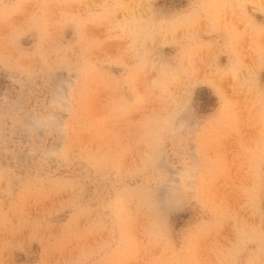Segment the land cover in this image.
<instances>
[{
  "label": "rangeland",
  "instance_id": "obj_1",
  "mask_svg": "<svg viewBox=\"0 0 264 264\" xmlns=\"http://www.w3.org/2000/svg\"><path fill=\"white\" fill-rule=\"evenodd\" d=\"M0 264H264V0H0Z\"/></svg>",
  "mask_w": 264,
  "mask_h": 264
},
{
  "label": "bare ground",
  "instance_id": "obj_2",
  "mask_svg": "<svg viewBox=\"0 0 264 264\" xmlns=\"http://www.w3.org/2000/svg\"><path fill=\"white\" fill-rule=\"evenodd\" d=\"M195 68V67H194ZM207 70V69H206ZM202 73V72H201ZM58 127V126H57ZM57 151H59V150H57Z\"/></svg>",
  "mask_w": 264,
  "mask_h": 264
}]
</instances>
